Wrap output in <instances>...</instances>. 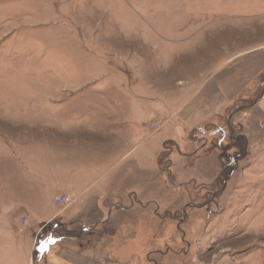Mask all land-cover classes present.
<instances>
[{"label":"rangeland","instance_id":"374dc122","mask_svg":"<svg viewBox=\"0 0 264 264\" xmlns=\"http://www.w3.org/2000/svg\"><path fill=\"white\" fill-rule=\"evenodd\" d=\"M247 54L251 61L238 63L252 67L253 76L239 92L240 106L252 96V101L258 100L264 88V0H0V264H32L36 246L38 263L44 245L35 241V234L44 220L30 214L44 210L49 190L41 163L56 160V141H77V135L63 136L72 122L52 114L61 108L60 100L78 94L73 79L86 80L82 67ZM141 70L134 66L118 72L138 83L145 76ZM250 102L237 113L239 121ZM258 106L252 112L262 117L259 129L264 130V110ZM157 121L163 126L161 117L152 118L148 123L152 131ZM42 123L49 127L41 129ZM47 140L52 146L43 151ZM230 146L237 153L222 146L230 150L223 176L230 171L240 176L231 179L238 190L230 184L217 207L187 206L174 219V212L166 217L169 212L161 210L158 217L165 219L163 223L150 211L146 215L136 209L115 216L112 225L122 227L117 233L108 226L100 229V236L89 233L83 243L103 239L106 257L114 264H148L149 257L159 264H264V145L258 148L256 140L251 157L243 155V139ZM68 161L73 163L71 155ZM159 164L172 168V163ZM50 172L57 174L56 166ZM173 172L172 168L171 176ZM188 184L182 188L184 202L193 194L202 202L217 195L198 194L193 186L198 182ZM20 197L32 199L33 208L18 207L15 201L23 200ZM58 197L62 196L54 198ZM155 197L162 203L176 200L175 193ZM246 211L255 217L243 233L246 220L239 215ZM77 246H70V251H77Z\"/></svg>","mask_w":264,"mask_h":264},{"label":"crops","instance_id":"0c3cea01","mask_svg":"<svg viewBox=\"0 0 264 264\" xmlns=\"http://www.w3.org/2000/svg\"><path fill=\"white\" fill-rule=\"evenodd\" d=\"M248 55L82 67L86 80L79 83L73 79L78 94L60 100L61 108L52 114L58 120L72 122L65 127L63 136L77 135V141H56V160L43 159L41 163V173L47 179L43 183L49 190L43 201L44 210L30 214L44 220L34 233L35 241L44 245L37 264H114L106 257L103 239L97 237L83 243L88 234L100 236V229L108 226L116 232L122 227L112 225L115 216L136 209L146 215L150 211L163 223L165 219L158 217L161 210L176 213L189 205L201 207L204 200L196 201L194 196L198 195L188 194L185 202L181 199L182 188L190 182H198L199 186L193 185L199 189L198 194L217 192L215 201L223 202L231 179L238 175L233 176L234 171H230L223 176L230 150H223L222 146L232 148L236 155V147L230 143L243 139V155L251 157L256 140L258 148L264 145V130L259 129L262 117L257 111L252 112L256 105L264 110V88L258 100L252 101V96L242 101V105L251 102L244 117L240 121L236 118L245 106L238 104L239 92L253 76L252 67L241 68L238 60L251 61ZM134 66L145 75L138 83L123 71L122 75L118 72ZM157 116L163 119V126L152 131L148 123ZM48 127L41 124V129ZM59 131L60 128L58 134ZM47 141L43 151L52 146ZM70 155L73 163L68 161ZM161 161L172 163V176V168L162 169ZM256 163L250 162L252 167ZM52 166H56L57 174L50 172ZM67 167L71 171L67 172ZM165 192L175 193L176 200L166 204L155 197ZM57 196H67L70 203L54 208L51 201ZM20 199L23 200L15 203L22 210L33 208L32 199ZM239 217L246 220L242 231L245 233L255 216L249 217L246 211ZM76 244L78 250L70 251V246ZM152 251L162 257L165 254ZM147 261L159 264L150 257Z\"/></svg>","mask_w":264,"mask_h":264},{"label":"built area","instance_id":"2783aa9c","mask_svg":"<svg viewBox=\"0 0 264 264\" xmlns=\"http://www.w3.org/2000/svg\"><path fill=\"white\" fill-rule=\"evenodd\" d=\"M160 123H161V121H157L154 124H152L153 130L157 131L158 129H160L162 127V125ZM69 203H70V199L68 197H65V196L54 198V200H53L54 208L55 207H64V206L68 205Z\"/></svg>","mask_w":264,"mask_h":264},{"label":"flooded vegetation","instance_id":"af4514ba","mask_svg":"<svg viewBox=\"0 0 264 264\" xmlns=\"http://www.w3.org/2000/svg\"><path fill=\"white\" fill-rule=\"evenodd\" d=\"M214 195V194H213ZM205 201V200H204ZM213 203H214V205H215V207H217V201H215V198H214V196H213V198L211 199H209V200H207L206 202H203L202 203V206L201 207H204V206H208V207H211V204L213 205ZM201 204V203H200ZM189 206H191V205H189ZM200 208V207H199ZM183 209H185V208H183ZM210 210V209H209ZM179 211L180 210H178L177 212L179 213ZM175 212V211H174ZM172 213V216H173V219H174V216L176 217V218H178L179 216H178V213ZM170 212H169V214H165L164 216H166V217H168V216H170ZM168 215V216H167ZM181 220V219H180ZM182 235H183V237H184V232H182ZM190 249V248H189ZM180 252H182V250L180 251ZM184 252V251H183ZM186 252V251H185ZM189 252V251H188ZM188 252H186V254H184L185 256H188L187 255V253Z\"/></svg>","mask_w":264,"mask_h":264},{"label":"water","instance_id":"95a60500","mask_svg":"<svg viewBox=\"0 0 264 264\" xmlns=\"http://www.w3.org/2000/svg\"><path fill=\"white\" fill-rule=\"evenodd\" d=\"M37 247H38V246H36L35 248H33L34 250H33V253H32V259H33L32 264H36V262H34V261H35V257H34V255H35V253H36Z\"/></svg>","mask_w":264,"mask_h":264}]
</instances>
